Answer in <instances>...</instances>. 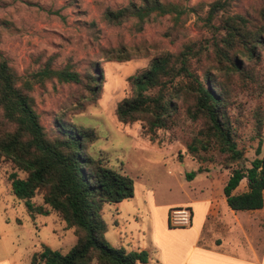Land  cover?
I'll use <instances>...</instances> for the list:
<instances>
[{
  "label": "trees",
  "instance_id": "1",
  "mask_svg": "<svg viewBox=\"0 0 264 264\" xmlns=\"http://www.w3.org/2000/svg\"><path fill=\"white\" fill-rule=\"evenodd\" d=\"M240 1L211 0L197 14L203 31L195 35L185 27L194 6L176 0H127L104 6L100 17L110 26L128 24L133 33L151 18L171 19L163 35L176 47L156 53L147 67L127 77L130 93L116 102V117L122 123L141 121L151 133L193 124L185 141L188 151L199 159L214 161L220 155L225 164L234 163L222 192L233 209H254L264 201V0L243 10ZM143 47L124 41L98 45L102 57L116 61L146 54ZM34 58V70L21 73L0 51V156L13 167L7 181L27 210L57 213L76 240L65 252L41 244L29 264H147L146 249L112 245L105 237L103 205L131 197L132 178L86 151L97 138L93 127L77 125L62 113L46 125L32 92L48 81L74 84L71 107L81 111L102 92L99 60L88 59L80 69L72 57L58 65L55 54ZM246 124L255 144H249L254 156L243 165L246 146L240 141ZM243 177L248 189L234 192ZM38 193L41 202L34 203Z\"/></svg>",
  "mask_w": 264,
  "mask_h": 264
},
{
  "label": "rangeland",
  "instance_id": "2",
  "mask_svg": "<svg viewBox=\"0 0 264 264\" xmlns=\"http://www.w3.org/2000/svg\"><path fill=\"white\" fill-rule=\"evenodd\" d=\"M126 1L0 0V51L19 72L26 74L37 66L34 58L37 55L55 54L57 65L72 57L80 69L88 59L99 60L103 72L102 92L94 103L87 104L81 111L71 107L70 98L77 89L74 84L48 81L32 92L46 125L50 126L54 116L62 113L77 125L93 127L97 138L86 144V151L93 157H102L106 165L132 178L133 195L118 203L106 202L102 208L108 237L115 239L121 232L124 245L132 249L143 236L140 230L147 225V191L152 192L156 204L183 201L188 196L208 192L211 183H220L234 163L225 164L220 155H216L214 161L192 155L185 146L193 129L188 121L151 133L143 128L141 121L122 123L117 119L116 102L130 93L127 77L147 67L156 53L176 47V43L163 35L171 23L168 16L151 18L138 33L131 32L128 24L110 26L101 19L104 6ZM176 1L195 8L188 13L186 33H202L196 25L200 22L197 14H203L211 0ZM256 1L241 0L238 9H246ZM92 20L96 25L90 28L88 24ZM120 41L128 45L144 44L147 52L124 61L101 56L99 44L114 45ZM261 50L264 61V44ZM249 133L250 126L246 124L240 141L246 146L240 162L243 165H248L254 156L253 146L249 144L255 142L249 141ZM11 170V164L0 156V232L2 240L11 246L16 264H28L31 253L39 250L41 244L67 251L76 240L72 228L55 212H29L24 200L12 192L7 181ZM204 170L211 172L212 178H206ZM32 200L41 202V195L38 193Z\"/></svg>",
  "mask_w": 264,
  "mask_h": 264
},
{
  "label": "crops",
  "instance_id": "3",
  "mask_svg": "<svg viewBox=\"0 0 264 264\" xmlns=\"http://www.w3.org/2000/svg\"><path fill=\"white\" fill-rule=\"evenodd\" d=\"M204 172L206 178H212L211 172ZM227 176L228 172L220 183H211L208 192L178 202L156 204L152 192L147 191V225L133 247L149 252L147 264H264V201L254 209L230 207L222 192ZM247 189V178L243 177L234 192ZM176 205L190 208L189 225L168 223L169 208ZM107 232L108 225L105 237L112 245L126 247L121 232L115 239H110ZM12 255L11 246L2 240L0 232V264H16Z\"/></svg>",
  "mask_w": 264,
  "mask_h": 264
},
{
  "label": "built area",
  "instance_id": "4",
  "mask_svg": "<svg viewBox=\"0 0 264 264\" xmlns=\"http://www.w3.org/2000/svg\"><path fill=\"white\" fill-rule=\"evenodd\" d=\"M168 221L173 226H187L191 222V210L186 205L172 206L168 212Z\"/></svg>",
  "mask_w": 264,
  "mask_h": 264
}]
</instances>
